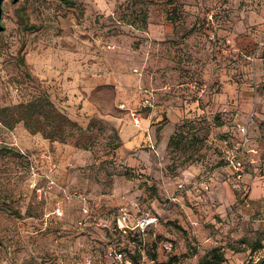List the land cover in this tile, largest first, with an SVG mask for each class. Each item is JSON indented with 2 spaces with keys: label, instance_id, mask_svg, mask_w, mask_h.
<instances>
[{
  "label": "rangeland",
  "instance_id": "1",
  "mask_svg": "<svg viewBox=\"0 0 264 264\" xmlns=\"http://www.w3.org/2000/svg\"><path fill=\"white\" fill-rule=\"evenodd\" d=\"M262 4L2 0L0 262L113 264L111 245L127 238L100 224L112 226L116 206L127 201L158 217L147 231L148 254L157 262L199 264L217 247L219 264H264V155L259 170L247 164L251 172L234 177L221 150L226 124L221 107L229 98L221 101L219 95L224 81L235 84L237 104L264 94L261 81L250 77L255 53L244 39L246 16ZM234 26L237 47L231 57L224 33ZM96 72L125 76V82L137 78L146 96L141 91V104L124 106L132 93L114 82L88 93L84 81ZM149 90L159 118L154 148L121 153L120 135L107 117L132 121L131 110L148 112L142 101ZM72 94L77 109L89 113L85 128L93 125L65 141L31 132L17 119L23 112L13 110L42 95L66 114L61 103ZM171 99L177 109L170 143L172 118L164 105ZM88 135L92 144H74ZM190 166L201 169L202 182L192 202L185 197L183 176ZM257 185L262 194L253 204L249 196ZM79 219L84 226H77ZM161 240L171 241L173 250L157 249Z\"/></svg>",
  "mask_w": 264,
  "mask_h": 264
},
{
  "label": "crops",
  "instance_id": "2",
  "mask_svg": "<svg viewBox=\"0 0 264 264\" xmlns=\"http://www.w3.org/2000/svg\"><path fill=\"white\" fill-rule=\"evenodd\" d=\"M245 21L247 25L249 24L250 27L248 28V36H245V45L250 46V49L253 50L254 56L252 57V75L250 77L255 78L257 81H261V84L264 87V68H263V62H264V4L261 5L260 8L253 10L248 13V15L245 18ZM245 28V24L241 23L240 27ZM237 26H234V28H229L226 34V41L228 45V54L231 57H234V54L236 53V47H237ZM256 43V44H255ZM247 47V46H246ZM251 52V51H250ZM125 76H109L108 73L103 72H96L95 74L88 76L86 80L84 81V88L85 91L88 93H91L95 88L101 87L103 85L108 84L109 82H114L117 84V87L119 89H129L131 91V96L129 97L130 100L123 102L122 104L125 106V104H133L135 106L141 104V86L139 83V80L137 81V78L129 77L127 82H125ZM138 85V88L137 86ZM184 84H180V87H182ZM170 85H166V87H169ZM124 87V88H123ZM170 87L168 88V90ZM252 90V87L249 88ZM148 91V90H147ZM143 92V91H142ZM144 93V97L146 96V92ZM149 93L153 95V93L149 90ZM249 93L252 95L253 92L249 91ZM81 95V94H78ZM223 98L221 101L226 100L229 98V101L224 104L221 107L222 115L226 120V124L224 126L225 130V138L222 141V152L224 148L226 147L225 140H229L237 136L236 130H235V124L236 122L246 124L248 126V133L251 137V143H250V149H254L257 152L256 153H250L249 158L254 160V162L249 163L252 166V169H258L260 166V157L261 155H264V94L263 95H255L254 97H251L249 99L250 101L247 103L240 102L237 104V93L235 91V84L233 85L230 81L223 82L222 83V90L219 94ZM68 100H64L61 103L62 108L66 112V114L76 121L80 126L86 127L88 124L89 113H85L82 109H77L76 101L78 100L77 97H74L72 94L69 95ZM79 98V97H78ZM154 98V97H153ZM144 101V100H143ZM142 101L143 107H149V111L145 112L143 114L136 112V111H130L129 114L131 115L132 121H129L126 117H119V116H108L107 120L108 122L114 127V129L119 133L120 135V152L126 153V152H134V151H143L139 149V147H150V143L156 142V139L154 137V132L156 129V124L158 123L159 118L155 119V115L157 113L156 106L153 105L154 99L152 100V103L150 106H145ZM122 105V106H123ZM186 105V104H185ZM164 106H166V111L170 113V125L167 127V140L169 135L172 133L174 128V120L175 115L174 111L177 109L175 107L174 102L171 100L168 101ZM128 108V107H127ZM234 109V110H233ZM127 110V109H126ZM224 110H227V113L224 112ZM239 112V117L233 118L234 111ZM173 111V113H172ZM134 115L138 117V123L134 122ZM155 124V125H154ZM260 125V126H259ZM227 166V165H226ZM229 168V167H228ZM251 172L252 169L248 168ZM201 174V169L197 166H190L186 169V171L183 173L184 176V191H185V197L187 198V201H197L199 196H197V189L198 186L202 184L198 177ZM227 185V183H226ZM262 187L260 185L254 186L252 189V192L249 196L253 204H256L259 200V197H261ZM196 194V195H195ZM184 198V197H183ZM113 202V201H112ZM117 204L120 201H116ZM194 217V216H193Z\"/></svg>",
  "mask_w": 264,
  "mask_h": 264
},
{
  "label": "built area",
  "instance_id": "3",
  "mask_svg": "<svg viewBox=\"0 0 264 264\" xmlns=\"http://www.w3.org/2000/svg\"><path fill=\"white\" fill-rule=\"evenodd\" d=\"M152 94L149 93L143 103L145 106H150L152 103ZM234 110V109H233ZM227 113V110H224ZM238 111H234L233 118H237ZM134 122L138 123V117L134 115ZM235 130L237 136L232 139L225 140L226 147L223 150V158L225 165L231 169L235 178H240L242 173L247 172V164L255 161L249 158L250 153H256L254 149H250L251 137L248 133V126L236 122ZM150 148L154 145L150 143ZM181 186V185H180ZM87 212V209H85ZM62 211H57V216H61ZM114 222L112 226H108L107 222H102L100 225L106 227L110 232L126 237L121 242L111 245V251L114 255L113 264H152L157 258H152L148 254V239L147 231L158 221L156 215L150 213H142L135 208L133 202L127 201L116 206L114 213ZM84 226L85 220L79 219L77 226ZM157 243V249L165 252L173 250L171 241L161 240ZM136 256V259L134 257ZM0 264H2L0 262ZM61 264V263H58Z\"/></svg>",
  "mask_w": 264,
  "mask_h": 264
},
{
  "label": "trees",
  "instance_id": "4",
  "mask_svg": "<svg viewBox=\"0 0 264 264\" xmlns=\"http://www.w3.org/2000/svg\"><path fill=\"white\" fill-rule=\"evenodd\" d=\"M2 14V0H0V28L2 24ZM17 109L23 112L17 119H22L31 132L39 131L50 139L65 141L69 139L74 132L87 131L89 127L93 125L92 122H90L88 127L83 129L76 121L59 110L51 100L42 95L31 97L26 102L19 103L16 107H13V110ZM13 122H15V120ZM174 136L175 135H171L169 137L170 143L173 142ZM90 138V135L81 136L74 141V144L86 147L92 144ZM173 260L174 259L171 258L166 263L157 262L155 260L152 264H171ZM221 261L222 255L219 253L217 247H213L200 258L199 264H219Z\"/></svg>",
  "mask_w": 264,
  "mask_h": 264
}]
</instances>
